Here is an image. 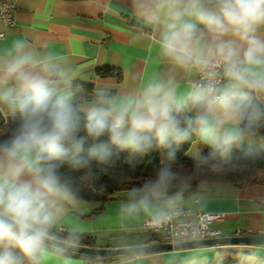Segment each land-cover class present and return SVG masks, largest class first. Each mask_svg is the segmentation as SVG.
I'll use <instances>...</instances> for the list:
<instances>
[{
    "label": "clouds",
    "instance_id": "clouds-1",
    "mask_svg": "<svg viewBox=\"0 0 264 264\" xmlns=\"http://www.w3.org/2000/svg\"><path fill=\"white\" fill-rule=\"evenodd\" d=\"M125 7L155 31L158 60L169 69L139 87L84 100L48 52L37 54L23 38L0 47V110L15 125L0 138V264L67 255L73 242L60 243L54 229L79 198L76 180L94 179V163L106 172L123 152L131 160L161 150V166L127 190L120 214L165 223L181 215L192 179L172 166L182 145L194 138L206 145L197 167L216 171L236 150L254 155L264 129V0H127Z\"/></svg>",
    "mask_w": 264,
    "mask_h": 264
},
{
    "label": "crops",
    "instance_id": "crops-1",
    "mask_svg": "<svg viewBox=\"0 0 264 264\" xmlns=\"http://www.w3.org/2000/svg\"><path fill=\"white\" fill-rule=\"evenodd\" d=\"M15 25L0 22V47L15 38L29 41L37 54L48 52L55 61L70 70L73 79L91 86H77L78 96L89 100L97 90L119 92L139 87L153 73L167 74L169 69L158 60L155 31L144 27L125 7L127 0H14ZM143 32V35L140 33ZM109 66L112 76L100 77L96 69ZM4 118L6 110H1ZM257 147L264 140L257 136ZM186 155L197 158L204 144L193 139ZM128 189L110 195L104 203L76 200L62 210L55 229L93 236L98 244L130 246L143 244L137 233L149 218H125L120 214ZM176 189H172L174 192ZM184 208L221 213L224 218L211 224L221 236L264 235V185L237 187L228 182L212 183L194 192L185 191ZM194 215L185 219H193ZM103 242L104 244H101ZM253 252L249 256V252ZM246 256L264 260V246L222 243L142 253L98 257L68 252L55 256L48 264H192L216 255Z\"/></svg>",
    "mask_w": 264,
    "mask_h": 264
},
{
    "label": "trees",
    "instance_id": "trees-1",
    "mask_svg": "<svg viewBox=\"0 0 264 264\" xmlns=\"http://www.w3.org/2000/svg\"><path fill=\"white\" fill-rule=\"evenodd\" d=\"M96 75L108 77L115 73V70L109 66H103L96 69ZM78 86H83L87 91H91V86L78 82ZM9 117L4 118L0 110V138H5L12 127H14ZM258 136L264 140V129H261ZM188 143L182 145L177 153V159L172 163L173 169L182 175H191L189 189L198 191L203 186L212 183L228 182L237 187L261 184L264 185V150L260 147L254 149V155L249 157L242 156L239 150L234 151L233 159L225 164L224 169L220 171L213 170L209 165L197 167V159L188 157L186 150ZM209 149L206 145L202 147L200 154L206 155ZM129 154L123 152L116 161L115 166L107 169L106 172L100 170L101 166L93 164L94 179L90 182L81 183L78 200L94 201L104 203L111 194L121 189H130L141 185L147 178L155 175V171L161 166V160L164 158L161 150H153L143 157H132L128 159ZM65 171H67L65 169ZM74 178L82 175L80 172L69 173ZM57 239H69L74 244L82 246L97 247L98 240L84 233L62 232L54 229ZM142 243L162 242L164 237L161 233L143 230L137 233ZM114 246V245H104ZM92 257V256H88ZM192 264H264V260L234 255H216L207 259L193 262Z\"/></svg>",
    "mask_w": 264,
    "mask_h": 264
},
{
    "label": "built area",
    "instance_id": "built-area-1",
    "mask_svg": "<svg viewBox=\"0 0 264 264\" xmlns=\"http://www.w3.org/2000/svg\"><path fill=\"white\" fill-rule=\"evenodd\" d=\"M14 9V0H0V22L7 26H14L16 23ZM3 35L0 33V37ZM189 215H194V218L185 219ZM223 218L221 213L193 211L182 207L181 215L168 222L156 223L146 218L141 227L143 230L161 233L168 242L175 243L221 236L218 230L211 227V224Z\"/></svg>",
    "mask_w": 264,
    "mask_h": 264
},
{
    "label": "water",
    "instance_id": "water-1",
    "mask_svg": "<svg viewBox=\"0 0 264 264\" xmlns=\"http://www.w3.org/2000/svg\"><path fill=\"white\" fill-rule=\"evenodd\" d=\"M264 240V235L259 234H246V235H231V236H218L206 239L190 240V241H181L170 243L167 239H164L162 242H152L144 243L138 245L130 246H82L73 243L72 249L69 252L98 256V257H112L117 255H135V251L131 250H141L139 254L150 253L153 251L159 250H168V249H178L185 247H196L204 245H214L222 243H245V244H254L259 245L258 241ZM60 243H63V240L58 239ZM79 251H75V249Z\"/></svg>",
    "mask_w": 264,
    "mask_h": 264
},
{
    "label": "rangeland",
    "instance_id": "rangeland-1",
    "mask_svg": "<svg viewBox=\"0 0 264 264\" xmlns=\"http://www.w3.org/2000/svg\"><path fill=\"white\" fill-rule=\"evenodd\" d=\"M260 149L264 150V146H262ZM101 244H104L103 242H100ZM115 246V245H114Z\"/></svg>",
    "mask_w": 264,
    "mask_h": 264
}]
</instances>
